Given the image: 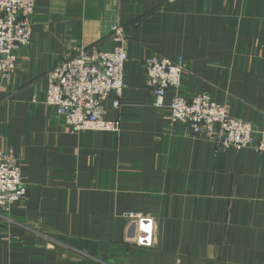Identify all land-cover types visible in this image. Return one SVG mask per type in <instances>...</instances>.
I'll return each instance as SVG.
<instances>
[{"label":"crops","instance_id":"1","mask_svg":"<svg viewBox=\"0 0 264 264\" xmlns=\"http://www.w3.org/2000/svg\"><path fill=\"white\" fill-rule=\"evenodd\" d=\"M33 41L0 75V150L16 158L24 204L0 213V264H264V155L217 150L173 123L146 80L154 54L182 60L179 94L210 95L264 126V0H36ZM128 34L125 89L104 104L118 133H72L46 104L47 73L78 48ZM37 104H33V100ZM133 213L154 220L136 243ZM55 241H53V239Z\"/></svg>","mask_w":264,"mask_h":264},{"label":"built area","instance_id":"2","mask_svg":"<svg viewBox=\"0 0 264 264\" xmlns=\"http://www.w3.org/2000/svg\"><path fill=\"white\" fill-rule=\"evenodd\" d=\"M36 0H0V75L14 77L19 54L33 41V18ZM116 43L112 51L98 47L78 48L76 54L59 63L47 73L46 104L55 110L70 132L84 130L118 133L121 121L105 119L104 104L115 96L114 107L120 108L125 89V65L128 62L127 31L120 26L112 29ZM185 64L159 54L146 63V80L156 107L164 106L169 90H174L170 108L173 123L188 127L195 135L206 136L217 150L253 149L264 155V126L235 119L226 106L210 95L187 98L179 94ZM33 104H37L34 99ZM28 199L27 184L16 158L0 150V213L9 214L15 204ZM138 222L137 245L154 244V220L142 215L126 214Z\"/></svg>","mask_w":264,"mask_h":264},{"label":"rangeland","instance_id":"3","mask_svg":"<svg viewBox=\"0 0 264 264\" xmlns=\"http://www.w3.org/2000/svg\"><path fill=\"white\" fill-rule=\"evenodd\" d=\"M129 214H132V213H129ZM137 222V220H135ZM137 225H138V222H137ZM139 226V225H138ZM53 239V238H52ZM53 241H55V239H53ZM137 242V238L135 240Z\"/></svg>","mask_w":264,"mask_h":264}]
</instances>
